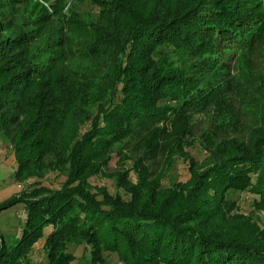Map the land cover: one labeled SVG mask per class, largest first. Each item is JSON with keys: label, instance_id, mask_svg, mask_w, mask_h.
Here are the masks:
<instances>
[{"label": "trees", "instance_id": "1", "mask_svg": "<svg viewBox=\"0 0 264 264\" xmlns=\"http://www.w3.org/2000/svg\"><path fill=\"white\" fill-rule=\"evenodd\" d=\"M87 3L90 9L84 8ZM163 3L72 0L68 15L53 5L58 36L46 43L58 51L49 63L18 51L33 44L30 34L7 36L10 28L0 24V79L7 78L0 84V135L17 151L37 128L43 135L54 125L67 141L49 165L65 176L60 189L42 186L0 204L2 211L21 202L27 211L18 242L0 244V264H26L33 244L44 237L35 227L41 212L59 218L45 244L47 264H71L75 256L63 251L84 243L92 246L95 264L104 263V250L121 254L126 264H264V229L234 213L238 207L227 198L230 191L251 192L262 199L257 205H264V133L231 147L207 148L208 167L190 166L186 182L151 200L144 194L100 199L88 186L98 174L95 158L131 134L127 123L152 128L161 100L174 104L165 112L189 120L190 94L206 95L199 85L206 80L202 72L229 68L215 58L216 51L231 49L234 55L264 37L261 0H210L198 11L180 7L175 14ZM52 22L50 17L44 23ZM50 112L54 117L47 126L43 120ZM62 119L68 129L56 127ZM164 132L153 131L148 144L158 148L166 137L182 135L178 127ZM52 140L44 138L36 147L45 145L49 153ZM18 155L14 152L20 177L25 164Z\"/></svg>", "mask_w": 264, "mask_h": 264}, {"label": "rangeland", "instance_id": "2", "mask_svg": "<svg viewBox=\"0 0 264 264\" xmlns=\"http://www.w3.org/2000/svg\"><path fill=\"white\" fill-rule=\"evenodd\" d=\"M261 1L264 10V0ZM71 2L72 0H0V24L4 29L10 28L4 35L30 34L34 39L33 44L18 51H23L24 54H28L29 51V54L36 56L38 61L49 63L58 51L46 43L49 37L58 36L55 29L59 22L53 14L55 13L53 5H58L62 13L68 15ZM209 2L210 0H164L162 7L175 14L180 7H185V10L196 7L195 10L198 11ZM84 8L90 9L91 6L87 3ZM201 9L211 11L212 8ZM50 17H53V22L44 23ZM230 51L231 49H219L215 55L216 59L226 60L229 68L223 70L222 66H219L217 69L202 72L206 80L201 81L199 85L206 95L200 98V91L190 94L194 106L191 110L192 115L187 116L189 117L187 125L186 118L182 115L170 110L165 112L163 109L174 104L161 100L155 107V110L159 111V120L152 128H148V131L145 129V132L137 123H127L126 126L132 129L131 134L118 141L111 149L101 151L102 154L95 158L97 167L99 166L98 174L88 179V186L92 191L101 194L100 199H103L105 194L126 200L133 195L138 198L140 194H144V200L147 197L151 200L157 193L174 190L176 184L186 182L190 178V166L194 164L202 166L200 171L208 167L207 148L213 149L221 144L231 147L237 142L248 141L253 133H257L258 137L263 135L264 37L253 49L236 51L234 55H231ZM212 61L205 63L211 66L214 62ZM6 79H0V84ZM48 111L45 109L44 113ZM53 117L54 113L50 112L47 121L43 120L48 123L47 126L52 123ZM58 123L56 127L65 125L66 129L69 128L68 122L64 119ZM176 127L182 133L180 139L170 140L166 137L158 148L154 147L153 143L148 144L150 135L156 129L162 128L170 135L175 132ZM37 129L31 139L18 145L17 151L0 135V204L38 187L60 189L65 181L64 175L49 168L56 160L59 145L67 142L65 132L58 131L59 128H55L54 125L46 132L43 131V135H40L42 127ZM49 136L53 137V146L49 153H45V145L36 147V144ZM14 152H18L20 160L25 164V170L20 177L17 176L18 164ZM227 198L238 207L234 213L250 217L252 222H256L264 229V205H257L262 199L251 192L233 191L228 193ZM26 214V205L21 202L0 211V244L10 247L18 242L25 225ZM41 217L42 220L35 224V227L37 232L44 234V237L33 244L32 251L28 252L22 261L26 264L48 263V250L45 249V244L48 236L57 229L55 223L59 218L54 212H41ZM92 249V246L85 243L69 244L63 253L75 256L71 264H95L91 262ZM103 255L105 261L100 264H126L122 261L121 254L117 252L110 253L104 250Z\"/></svg>", "mask_w": 264, "mask_h": 264}]
</instances>
